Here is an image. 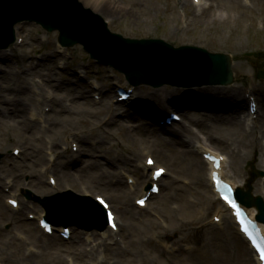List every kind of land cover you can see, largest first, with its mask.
<instances>
[{
  "label": "rangeland",
  "instance_id": "obj_1",
  "mask_svg": "<svg viewBox=\"0 0 264 264\" xmlns=\"http://www.w3.org/2000/svg\"><path fill=\"white\" fill-rule=\"evenodd\" d=\"M76 1L78 11L90 10L124 37L230 54L235 82L195 87L193 76L183 74L179 82L190 88L140 86L132 102H120L116 89L127 86L124 76L79 45L61 47L57 32L33 22L16 25L14 43L0 48L1 264H222L223 251L233 248L238 264H255L193 145L221 155L224 174L241 181L244 192L249 180L252 194L264 200V81L256 80L264 63L253 67L246 58H264V0H202L204 12L193 0ZM232 97L240 111L229 109ZM170 109L183 120L169 127L178 126L177 134L158 129ZM244 117L250 129L242 127ZM148 156L168 173L160 194L138 209L134 201L150 182L143 169ZM66 191L108 201L119 231L72 228L68 240L44 235L37 225L45 214L40 201ZM12 194L26 214L9 209ZM29 248L35 253L24 258Z\"/></svg>",
  "mask_w": 264,
  "mask_h": 264
},
{
  "label": "water",
  "instance_id": "obj_2",
  "mask_svg": "<svg viewBox=\"0 0 264 264\" xmlns=\"http://www.w3.org/2000/svg\"><path fill=\"white\" fill-rule=\"evenodd\" d=\"M60 12H62L60 6L55 3L41 4L34 0H0V47H7L13 42L12 27L27 17V19H35L49 31L58 29L61 32L60 42L66 46L74 45L77 40L70 35L67 27L75 25L79 20L76 16L66 13L63 15L62 23H57L56 25H50L46 18V14ZM149 44L157 46L154 52H149ZM140 46L143 47L140 54L136 55L131 51H127L125 55L127 61L125 63L113 64L126 75L134 86L141 84L153 86H158L162 83L171 84L174 78H179V75H176L177 64L159 53L158 47L164 46L163 42H143ZM208 59L209 67L204 71V75L211 80L230 82L229 58L223 55H208ZM187 68L193 72L194 65L190 63ZM245 203L250 204L249 201H245ZM254 204L262 211L260 198H257ZM52 213L55 220L61 221L59 212L55 207L52 208ZM62 223L65 225L69 224L67 222Z\"/></svg>",
  "mask_w": 264,
  "mask_h": 264
},
{
  "label": "bare ground",
  "instance_id": "obj_3",
  "mask_svg": "<svg viewBox=\"0 0 264 264\" xmlns=\"http://www.w3.org/2000/svg\"><path fill=\"white\" fill-rule=\"evenodd\" d=\"M86 7H89V8H94V6H91L89 3H86V2H84L83 3ZM194 4H195V6H196V8H197V10H201L202 12H204V10H205V8H206V4L204 3V1H202V0H194ZM234 97V96H233ZM233 97H232V99H230V101H231V106L229 107V109L232 111V112H237V110L236 109H238L239 108V110L238 111H240V109L242 108V106L240 105V107H238V105H236V104H234L232 101L234 100L233 99ZM130 101H132V99H127V102H130ZM242 102V101H241ZM249 116V115H248ZM181 119V118H180ZM243 120V121H242ZM241 120V123H242V127H244V128H248V129H250V125H251V121L248 119V120H246V118L244 117L243 119ZM174 125V123H171V125H170V127H172ZM22 127H24V124H22L21 125ZM7 128V127H6ZM164 130H165V132H170V131H173L172 130V128H165L164 127ZM190 131V130H189ZM192 131V130H191ZM244 131H245V133H246V130L244 129ZM19 132V131H18ZM20 133V132H19ZM173 133H175V132H173ZM6 143H8V141L6 142ZM5 143V144H6ZM2 145H4V144H2ZM196 146H195V148H197V150H199L201 153H207V154H210V155H213L214 157H216L220 162H219V170H218V175L224 180V181H226V182H228V183H230L231 185H232V187H233V189H241L242 187H243V184H242V182L240 181V182H236V181H232L230 178H228V177H226V175L224 174V172H223V170H224V166H225V160L222 158H220V156L217 154V153H214L213 151H211V150H209V148H208V146L207 145H201V144H195ZM196 158V157H195ZM147 159V158H146ZM146 159H145V161H146ZM39 160V159H38ZM202 161V163H203V165H204V167H205V170H206V172H205V175H206V177H207V184L209 185V187H210V189L212 190V192H214L213 191V183H212V178H211V174H212V171H213V164L211 163V162H209V161H206V160H204V159H202L201 160ZM144 169H146V167H143ZM50 178V177H49ZM10 186V185H9ZM59 187H62V185H60L59 184ZM260 189H262V188H260ZM216 196H217V198H218V195L216 194V193H214ZM14 195H12L10 198H8V199H10V200H15L14 198ZM201 202H203L202 200H201ZM222 204H223V206L225 207V209H227L228 210V212H231V210H229L227 207H226V205L223 203V202H221ZM18 210H19V204H18ZM21 210V212L23 213V214H26L22 209H20ZM246 210V212L249 214V216L251 217V218H254V217H256L257 215H256V210L254 209V208H247V209H245ZM41 217V216H40ZM217 217H218V219H219V217L220 216H218L217 215ZM114 224H115V226L118 224V222H117V220L115 219V217H114ZM259 226L261 227V229H262V232H263V234H264V222H259ZM237 230V229H236ZM238 232V231H237ZM53 233V232H52ZM51 233V234H52ZM239 234V233H238ZM226 238H228V237H226ZM167 248H168V246L167 245H165ZM238 256H239V254H238V251H237V249L236 248H233V249H231V251L230 252H228V251H223V253L221 254V262H222V264H231L230 262L232 261V260H235L236 259V264H238V262H239V260H238ZM26 257H28V256H26ZM196 262V261H195ZM197 264H199V262H196Z\"/></svg>",
  "mask_w": 264,
  "mask_h": 264
},
{
  "label": "snow or ice",
  "instance_id": "obj_4",
  "mask_svg": "<svg viewBox=\"0 0 264 264\" xmlns=\"http://www.w3.org/2000/svg\"><path fill=\"white\" fill-rule=\"evenodd\" d=\"M148 163L151 164L152 161L149 160ZM157 174H159V173H157ZM101 202L103 203V201H101ZM140 203H143V202L141 201ZM228 203L231 205V207H232L233 209H236V205H235L234 203H232L231 201H228ZM236 214L239 215V211H237ZM244 231L247 233V232H248V229L245 228ZM248 234H249V237L251 238V234H250V233H248ZM253 243L255 244V241H253ZM256 247H257L258 250H260V252H261V259L264 260V248H261L260 245H256Z\"/></svg>",
  "mask_w": 264,
  "mask_h": 264
}]
</instances>
